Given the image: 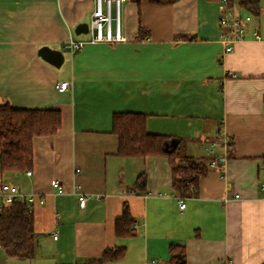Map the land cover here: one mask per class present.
Here are the masks:
<instances>
[{
	"label": "crops",
	"instance_id": "crops-1",
	"mask_svg": "<svg viewBox=\"0 0 264 264\" xmlns=\"http://www.w3.org/2000/svg\"><path fill=\"white\" fill-rule=\"evenodd\" d=\"M220 2L125 0L126 40L72 53L69 38H90L75 30L90 24L94 0H0V101L62 112L56 134L34 138L32 175L0 167V180L46 200L34 208V257H10L0 246V264L83 263L115 246L126 254L105 264H171V243L186 247L187 264H264V0L260 15L230 5L253 17L229 52ZM42 46L63 51L61 66L40 55ZM66 80L72 85L59 91ZM118 111L147 114L148 132L183 139L185 153L205 158L208 170L184 208L167 156L118 154ZM210 149L226 160L210 166ZM73 183L103 198L80 207ZM126 205L135 234L119 237L115 221Z\"/></svg>",
	"mask_w": 264,
	"mask_h": 264
},
{
	"label": "trees",
	"instance_id": "trees-1",
	"mask_svg": "<svg viewBox=\"0 0 264 264\" xmlns=\"http://www.w3.org/2000/svg\"><path fill=\"white\" fill-rule=\"evenodd\" d=\"M161 1V0H154ZM230 5L236 0H227ZM250 13L260 15L261 0H237ZM144 29L140 27L139 34ZM188 37V36H187ZM148 116L136 111L113 113V132L118 136V154L126 157H146L165 155L172 168V186L179 196H189L195 192L200 175L208 170L204 157H193L185 153L184 140H176L171 135L155 134L147 131ZM62 126V112L55 108H20L8 101H0V167L2 172L26 171L34 165V138L56 134ZM231 146L230 144L228 145ZM229 149V148H228ZM143 176L138 178V185ZM135 223L128 206L115 221V233L119 237L133 236ZM34 211L25 203L15 200L4 204L0 210V246L10 257L33 258L36 251ZM125 246L107 247L101 256L90 258L83 263L105 264L119 260L126 254ZM170 263L187 264L186 247L171 243Z\"/></svg>",
	"mask_w": 264,
	"mask_h": 264
},
{
	"label": "built area",
	"instance_id": "built-area-1",
	"mask_svg": "<svg viewBox=\"0 0 264 264\" xmlns=\"http://www.w3.org/2000/svg\"><path fill=\"white\" fill-rule=\"evenodd\" d=\"M125 0H94V9L92 12L91 22L89 24L90 38L88 40H75L69 38L66 46L73 53L75 50L81 49L88 42H108L117 43L125 41L126 37L123 33V22H122V10L123 3ZM220 8L222 14L219 22L221 26L227 27L221 40L224 44V51L229 52L234 48V43L243 38L248 31V25L252 20L250 15L241 16L235 13L227 0H221ZM254 35L256 38H261L259 30H255ZM72 85L69 80L60 81L56 84L59 91L63 92ZM226 146L229 142L225 143ZM216 145V142L213 143ZM209 153L212 154V159L209 162L210 166H219L226 160L227 155L218 154L214 149H210ZM80 169L77 168L76 171ZM28 175H32V170L27 171ZM53 188L56 189L57 193H65V189L62 181L59 178H54L51 181ZM80 185L77 183L72 184V192L77 194L80 207H85L89 198L94 197L98 200L103 198V194H89L79 191ZM179 205L181 208L186 206L183 196H179ZM15 200H20L25 203L26 207L30 211H34L36 204L43 206L46 203L45 197L42 194L36 192L25 193L20 187L10 180H0V210L4 204H9ZM57 215V214H56ZM132 227H135L133 225ZM54 238H57V232H53ZM224 264H235L231 259L224 260Z\"/></svg>",
	"mask_w": 264,
	"mask_h": 264
},
{
	"label": "water",
	"instance_id": "water-1",
	"mask_svg": "<svg viewBox=\"0 0 264 264\" xmlns=\"http://www.w3.org/2000/svg\"><path fill=\"white\" fill-rule=\"evenodd\" d=\"M89 24L87 22L80 23L76 27V33H87ZM40 55L55 66H61L64 61V53L61 50L51 48L49 46H42L40 48Z\"/></svg>",
	"mask_w": 264,
	"mask_h": 264
},
{
	"label": "rangeland",
	"instance_id": "rangeland-1",
	"mask_svg": "<svg viewBox=\"0 0 264 264\" xmlns=\"http://www.w3.org/2000/svg\"><path fill=\"white\" fill-rule=\"evenodd\" d=\"M261 5H262V3H261ZM245 15H246V12L243 13V16H245ZM251 16L253 17L252 14H251ZM260 18H261L262 20H264V19H263V18H264V15H261ZM89 34H90L89 32H88V33H81V34L76 35V36H87V35H89Z\"/></svg>",
	"mask_w": 264,
	"mask_h": 264
}]
</instances>
